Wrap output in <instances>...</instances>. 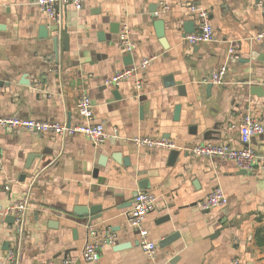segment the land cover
Returning a JSON list of instances; mask_svg holds the SVG:
<instances>
[{
    "label": "crops",
    "instance_id": "1",
    "mask_svg": "<svg viewBox=\"0 0 264 264\" xmlns=\"http://www.w3.org/2000/svg\"><path fill=\"white\" fill-rule=\"evenodd\" d=\"M36 2L0 0V116L74 124L80 121L78 102L88 93L94 122L111 137L96 147L80 135L0 128V264L12 249L19 264H264V168L244 173L232 160L186 150L202 143L241 148L247 114L264 125V42L254 39L264 28V0H84L80 9H62L61 26ZM155 4L168 48L156 34L150 13ZM193 7L209 12V42L185 40V22L198 28ZM113 23L119 32L124 26L130 31L132 64L152 58L141 75V92L133 79L107 83L129 66ZM43 25L47 38L41 37ZM222 66L224 83L208 82ZM24 76L28 83H21ZM135 136L166 138L177 148L138 147L130 140ZM251 147L264 155V133L252 138ZM217 187L228 203L203 209ZM141 190L157 196L144 221L158 244L153 258L139 246L127 217ZM25 200L28 214L20 230L7 221V209ZM79 206L100 208L91 225L102 236L115 235V244L95 263L81 254L92 238L89 225L73 214ZM173 235L172 243L162 244Z\"/></svg>",
    "mask_w": 264,
    "mask_h": 264
},
{
    "label": "built area",
    "instance_id": "2",
    "mask_svg": "<svg viewBox=\"0 0 264 264\" xmlns=\"http://www.w3.org/2000/svg\"><path fill=\"white\" fill-rule=\"evenodd\" d=\"M84 0H37V4L44 11L50 22L61 26L63 19L62 9L71 5L76 9L83 6ZM193 13L198 20V28L194 32L185 35V40L190 44H200L209 42L213 39L214 28L211 24L209 12L205 9L193 7ZM262 12L264 14V3L262 4ZM157 14V13H156ZM254 39L264 42V28L258 33ZM119 46L127 54H132L136 49V44L131 38L130 31L124 26L119 32ZM233 56V51H230ZM152 58H143L137 64H131L126 68L116 71L108 80V84L119 85L121 82L128 80L134 81L137 92H141L144 83L141 75L148 68ZM226 66L220 67L213 72L207 80L216 85L224 83ZM93 101L88 93H84L80 98L77 106L80 121L76 123H60L38 121L33 119H21L15 117H1L0 128L4 130H25L34 133H50L62 137L84 136L89 139L96 147L103 145L111 135L105 130L103 124L94 122ZM241 148H233L227 143L213 144L202 143L186 148V150L194 156L202 158H226L235 162L241 171L247 173L254 172L258 168H264V155L258 153L251 147L253 137L264 133V125L256 120L251 114L244 117L243 124L240 128ZM138 147L150 150H174L176 144L166 138H150L145 136H135L130 139ZM1 168V166H0ZM157 196L146 190L139 191L134 200L131 209L127 212L130 226L138 233L139 246L150 257L153 258L158 244L149 238V232L144 227V221L147 215L156 208ZM228 203V198L221 187L215 188L202 203L203 209H211L223 206ZM28 200L15 204L7 209L9 214L14 215L15 222L20 228L24 227L28 214ZM87 236L92 241H87L82 249V257L86 262L95 263L99 261L101 253L107 246L115 244L114 233H107L102 236L95 225H89ZM4 264H19L20 256L17 249L9 250L4 256ZM39 264H56L54 260L42 261ZM64 264H71L65 262ZM234 264H244L240 259Z\"/></svg>",
    "mask_w": 264,
    "mask_h": 264
},
{
    "label": "water",
    "instance_id": "3",
    "mask_svg": "<svg viewBox=\"0 0 264 264\" xmlns=\"http://www.w3.org/2000/svg\"><path fill=\"white\" fill-rule=\"evenodd\" d=\"M157 11H158V6L155 4V5H152L151 6V9H150V13L153 15V18H154V26H155V29H156V34L161 42V44L163 45L164 48H168V42H167V39H166V36H165V22L163 19H159L157 17ZM41 37L42 38H47L48 35H49V30L47 29V25H43L41 26ZM58 31V30H57ZM112 31L117 33L119 32V24L117 23H113L112 25ZM195 31V28H194V23L193 22H185L184 24V35H187L189 33H192ZM60 32V31H59ZM52 41H53V45H54V53L56 55H58V48H59V36L56 35V36H53L52 38ZM63 42H64V45H65V49L68 50L69 48V39H68V35L64 34L63 36ZM133 62L132 60V56L131 55H128L126 58H125V63L126 65H131ZM21 83H28L27 80H26V76H24L21 80ZM169 83V82H168ZM167 86H173L174 85V82H172L171 84H166ZM180 108L181 106H177L176 108V117L178 118L179 117V114H180ZM173 157L177 155V152L174 151L173 153ZM34 154L31 155L28 159V162L26 164V168L29 169L30 168V165H31V162L34 158ZM244 173H246L244 171ZM100 208H96V207H92V208H88V207H84V206H79V207H76L74 210H73V214L74 216L76 217H79L76 221L80 224H87V225H91V223L100 218L101 217V214L98 212ZM7 221L11 224H15V217L14 215H9L7 216ZM175 237L176 235H173L171 236L170 238H167L164 243H162L163 245H167L169 243H172L174 240H175Z\"/></svg>",
    "mask_w": 264,
    "mask_h": 264
}]
</instances>
